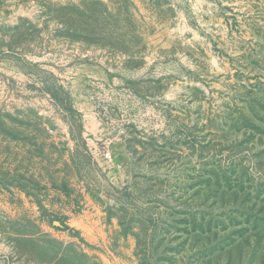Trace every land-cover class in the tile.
I'll list each match as a JSON object with an SVG mask.
<instances>
[{
	"label": "rangeland",
	"instance_id": "obj_1",
	"mask_svg": "<svg viewBox=\"0 0 264 264\" xmlns=\"http://www.w3.org/2000/svg\"><path fill=\"white\" fill-rule=\"evenodd\" d=\"M0 264H264V0H0Z\"/></svg>",
	"mask_w": 264,
	"mask_h": 264
},
{
	"label": "built area",
	"instance_id": "obj_2",
	"mask_svg": "<svg viewBox=\"0 0 264 264\" xmlns=\"http://www.w3.org/2000/svg\"><path fill=\"white\" fill-rule=\"evenodd\" d=\"M105 156L108 157V158H111V153L109 151H106L105 152Z\"/></svg>",
	"mask_w": 264,
	"mask_h": 264
}]
</instances>
